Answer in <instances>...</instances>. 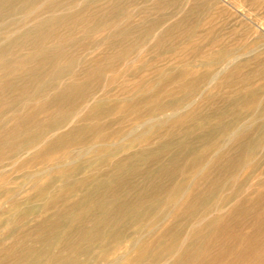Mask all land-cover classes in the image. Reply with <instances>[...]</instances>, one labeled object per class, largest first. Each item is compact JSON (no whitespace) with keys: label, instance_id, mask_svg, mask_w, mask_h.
Instances as JSON below:
<instances>
[{"label":"rangeland","instance_id":"1","mask_svg":"<svg viewBox=\"0 0 264 264\" xmlns=\"http://www.w3.org/2000/svg\"><path fill=\"white\" fill-rule=\"evenodd\" d=\"M150 1L34 0L27 10L9 15L7 13L0 18V44L9 47L0 53V143L12 137L16 131H27L28 134L37 130L33 128H46L43 123L60 114L61 110L54 103H49L45 110L41 109L43 102L47 103L49 95H52L51 89H44L43 94L35 93L37 85L48 81L52 69L46 68L44 64L47 62L46 56L55 47L60 48L61 55L49 60L60 64V61L70 60L65 65L71 71L61 74L57 82L59 86L62 88L69 83L88 85L84 94L75 97L70 105L69 102L66 104L67 109L72 108L75 113H72L69 125L49 132L36 141L33 147L20 150L16 156L0 155V264H25L22 257L30 253H37L34 261L38 264L46 261L47 257L49 261L66 257L79 264H136L137 257H133L135 249L141 244L150 243L153 235H163L177 225L180 233L174 237L176 253L164 256L156 264H264L263 77H259L261 80L255 79V85L250 86V89H254L252 97L231 99L225 106H213L214 109L218 108V117L212 119L213 124L221 119L232 124L225 131V139L220 143L221 149L229 146L228 138L240 132L247 133L259 142L256 146L252 140L247 142L254 152L244 155L238 169L222 165L234 154L230 149L233 143L227 149H230V156L226 158H222L223 150L219 147L207 155L202 154V150V153L194 155L189 151L178 158V166L176 161L165 169L167 172L162 189L151 191L152 186L143 181V176L153 168L163 167L167 159L162 156L156 160L149 156L143 162H133L136 175L132 177L130 174L125 180L128 186L121 191V203L127 211L151 213L128 223L122 234L112 240L105 251L100 242L89 241L87 246L91 250L90 257L81 252H70L65 245L64 238L69 234L71 226L61 223L58 215L59 211L78 199L80 188L76 184L83 180L97 179L103 171L118 167L119 162L127 156L141 154L143 157L146 153L158 150L161 135L163 138L179 140L182 133L173 125L174 121L171 123L174 120L172 117L178 115V118L190 110H196L207 94L214 92L199 76L209 71L225 73L227 67L234 64L236 57L240 58L236 63L241 62L245 66L241 74L257 66L263 67L264 71V0H180L176 10L165 13L151 9L148 11L146 8ZM53 4L59 6L53 7ZM184 12L196 18L193 22H186L184 27L192 28V43L187 46L183 41L184 36H176L180 30L170 33L171 37L167 41H158V37L167 32V24ZM5 20L11 23L7 28ZM45 20L52 24L49 27L41 26ZM162 21L166 24H162ZM25 31H39L42 34L43 40L37 48L30 44L18 47L7 38V33L20 35ZM117 31L135 35L128 52V49L123 53L122 49L111 48ZM187 32L189 34V30ZM207 34L215 36L218 43H200L201 37ZM143 39L146 40L145 44L140 43ZM248 46L250 50H246ZM174 47L176 50L171 52ZM220 51L227 54L220 65H213L210 63L211 57ZM117 55H120V59L116 58ZM154 55L162 56L156 58ZM256 57L257 61H253ZM224 64H228L226 68H223ZM158 68H172L182 75L177 78L172 73L175 78L160 82L155 75ZM158 82L160 85L154 91ZM177 84L191 85L185 91L198 86L200 96L176 113L166 111L155 117L134 119L133 114L142 104L143 98L149 100L159 93L165 96V101H172L181 96L182 93L174 89ZM233 87L235 85L228 82L223 90L228 92ZM222 92L216 91L215 95H221ZM42 98L47 100L42 102ZM249 107H252L251 111ZM254 108L259 111L256 115L251 113ZM89 110L94 112L91 118L90 115L85 117L91 114ZM152 119H162L168 121V124L160 130L151 128L154 122H147ZM254 119L257 120L255 124ZM91 121L103 127L99 132L108 145L105 150L118 149V152L102 166L98 157L92 158L93 153L86 151L80 157L82 160H75V164L81 167L72 176V185L61 187L63 190L59 192L50 189V186L47 193L44 191L45 195L42 194L46 197L40 199L35 187H43L49 181L57 187L65 185L56 173L70 167L74 160L73 154L81 149L77 142H69L62 148H50L54 135ZM132 129L137 134L146 132V136L132 144L129 137ZM114 130L122 132L119 138L111 136ZM172 149V146H164L162 153L170 156ZM195 160L196 165L192 166L190 163ZM214 162H218V168L226 169L212 168ZM36 174H41L37 179L39 185L28 181ZM175 186L177 197L168 200ZM110 200L109 195L104 198L105 202ZM190 201L195 216L188 219L183 213ZM204 201L211 202L212 206L202 208ZM15 204L17 208L11 212ZM120 210L114 207L109 210L114 212L118 227L126 222V212ZM75 213L72 217L81 216L80 212ZM158 215V221L152 223L153 216L156 218ZM41 221L48 227L41 229ZM211 223L214 224V230L208 231L212 227ZM84 225L89 227L90 219ZM53 234L61 238L48 244ZM130 258L132 261L126 262Z\"/></svg>","mask_w":264,"mask_h":264},{"label":"bare ground","instance_id":"2","mask_svg":"<svg viewBox=\"0 0 264 264\" xmlns=\"http://www.w3.org/2000/svg\"><path fill=\"white\" fill-rule=\"evenodd\" d=\"M179 2L180 0H151L149 3V6L146 9L148 11L151 9L152 11L154 10L155 12H164V13L171 12L177 9V7L180 5ZM33 3H34V0H0V18L5 17L7 13L9 15V13L14 14V12L16 11L19 12V11L27 10V8L29 6H32ZM53 5H54L53 7L59 6V4H53ZM195 19L196 18H194V16L192 17L190 13L184 12L183 15L175 19L172 23L167 24V27L169 26L167 32L163 33V35H160L158 37L159 40L158 39L157 40L160 42L167 41L171 37L169 36L170 33H173L176 30H180L178 32V35L176 36L179 38L184 36V40H183L184 44L188 46V44L192 43L193 41L194 32L192 31V28H184L186 26L185 23L189 21L193 22L195 21ZM5 21L7 24L5 23L6 25L5 24L4 25L7 28V26L9 27L10 26L9 24L11 23L7 20ZM49 24L51 25L52 22H49V20L47 21L45 20L40 25L44 27H49ZM154 24L157 25V22L154 21ZM162 24H166V22L162 21ZM187 30H189V34ZM6 33L7 32H5L3 35H5ZM125 33L126 32H120V31L116 32V36L115 38H113L114 41L111 45L112 49L114 48L116 50L122 49L123 53H125L124 50L126 49H128L126 50L127 52L130 50L129 48H131L132 42L133 40H135V35L133 33L129 34L131 32L126 33V34ZM7 35H8L7 38L10 39L12 43L14 42V45H17L18 47H20V45L27 47V45L30 44V45H34L35 46L34 48H37V45L39 46L43 40V36L42 34H40L39 31H31V32L25 31V32H22V34L20 35L14 34V33L9 35L7 33ZM173 39L175 38L173 37ZM145 42L146 40L143 39L140 43L145 44ZM210 42L211 44L218 43V40L216 39L215 36H212L211 34H207L206 37L203 36L200 39V43L205 44V45H209ZM7 47L0 44V48H1L0 53H4L5 50H7ZM239 49L241 48H238V50ZM175 50L176 48L174 47V49H171V52ZM246 50H250V47L248 46ZM231 51H233V49ZM226 54L227 52L220 51L218 55L211 57L210 63H212L213 65H220L223 62V57L226 56ZM59 55H61V50L59 47H55L54 50L49 54V56L48 57L46 56L47 62L44 64V66L46 68L52 69L51 74L49 75L47 79L48 81L46 83L37 85L35 93L43 94L44 89L46 88L51 89L53 93L52 95L51 94L49 95L48 97L49 100L47 101V103L43 102L47 99L44 100V98H42L43 106L41 109L45 110L46 107H48L49 103H54L56 104V106H58V109L61 110L60 114L55 116L53 119H49L45 121L43 124H45L46 128H40V126L37 128H33L37 130H33V133H28L29 135L26 134L27 131L24 133H22V131H16L14 132L15 134L14 133L12 134V137L2 140V142L0 143V155L4 157H8V156L12 157V155L16 156L17 153L20 152V150H23L24 148H27V147H33L34 144H36V141H38L41 137L48 134L49 132H52L58 128H61L63 125H66L70 122L73 109L71 108L68 110L67 109L68 106H66V104L69 102V105H70V103L73 102L75 97H78L84 94L85 88L88 85L87 83H82V84L81 83L80 84L69 83L68 85L62 88L61 86H59L57 82L61 74L64 72L69 73L71 71L70 68L65 65V63L69 62L70 60L60 61L61 64L58 62L54 63L51 60H49V59L58 57ZM161 56L154 55V57L156 58L161 57ZM116 58L120 59V55H117ZM239 59H240L239 57H236L234 59V64L232 63V65H229L228 67H227L228 64L227 65L224 64L225 66L223 68L227 67V69H226V72L223 74L221 73L218 74L217 73L218 71L217 72L209 71V72H204L201 76H199L201 79H203V81H205V84H207V86L211 88L214 92L207 94V96L204 98V100L200 104V107H198L196 110L195 109L190 110L186 112V114L179 116L178 118H177L178 115L176 116V118L172 117L174 118V120H172L171 123L174 121L173 125L175 127H178V129H180L182 133V136L181 138H179V140L166 138V137L163 138L161 135L160 136L161 140L158 141V144H159V146L157 147L158 150L152 151L150 153H146L143 157H141V154L127 156L119 162L120 165L118 167L111 169V170L108 169L106 171H103L101 175L98 176L97 179L95 178L92 180L90 178L91 180L89 181L83 180L80 183L76 184V185H79V188H80L78 199L70 203L68 206L64 207L61 211H59V215H58L61 223L62 222L63 224L67 223L71 226V230L69 234L67 235V237L64 238L65 245L67 246L68 250H70V252H73V253L81 252L86 257H90L91 250L87 246L89 241H95L98 243L100 242L101 246H103L102 250L105 251L104 249L108 245L111 244L112 240H116V238H118L122 234L124 227H126L128 223L134 220L137 221V219L144 217L147 213L148 214L151 213V211L146 212L142 210L140 211L138 210L136 212H131L129 210L127 211L124 208V204L121 203V199H120L122 198L120 196L121 191L124 187L128 186L127 184H125V180L130 174L132 177L136 175L134 164H132L133 162H136V161L143 162L144 159L149 156L154 157V159L156 160L162 158V156H164L167 159L166 162L162 164L163 167L153 168L152 170L147 171L143 176V181H145L148 185L152 186L151 191H158V190H161L163 187V178H164L165 173L167 172L165 171V169L173 165L176 161H177V166H178L179 164L178 158L182 157L183 153L191 151L193 152L192 155H194L195 153L198 154V153H202L203 151L202 154L205 153L207 155L208 153H211L212 151H214L215 147L216 148L219 147L221 149L220 143L221 141H224L225 139L224 138L225 131L227 130V128L231 127L232 124H230L229 122L225 123L223 119L216 121L213 124L212 121L218 117V108L216 107L218 105L225 106V104L227 102H230L231 99L236 100L240 97H249V98L252 97L254 89H250V86L255 85L253 84L254 82H257L255 79L261 80L259 79V77L264 78V71L262 70L263 67H260V66H257V68L254 70H249V71H246L244 74H241V72L244 71L245 66L241 62L236 63L239 61ZM256 59L257 57L253 58L252 60L257 61ZM246 66H248V64ZM172 73L177 78H179L182 75L181 72L175 69H172V68H169L167 70L158 68L155 70V75L158 81L160 82L165 81L167 79L175 78L174 76H172ZM189 74L191 77H194L193 74L192 75L191 73ZM167 75H170V77L167 78L166 77ZM160 82L156 83V85L154 86V91L158 89ZM228 82L235 85V87L231 89L229 88L230 90L226 88L228 90L227 92L226 90L225 91L223 90V86ZM187 86H191V85L182 84L180 86L179 84H177L176 86H174L175 91L178 93H182V95L179 97L173 98L172 101H165L164 100L165 96L159 93L154 94L153 97L149 100H147V98H143L142 104L139 106V108H137L136 113L133 114L134 119L140 120V119H143V117H155L166 111H172L176 113L178 111L183 110L185 108V105L187 106L188 103H190L194 98H196L199 95L198 86H193L192 88H188L189 89L188 91H185L187 90ZM241 87L242 89H240ZM222 90L224 92H222ZM216 91L222 92V94L215 95ZM213 106H216L215 109L213 108ZM252 107H249L250 111ZM92 111L89 110L88 112L91 114H86L85 117H88V115H90V118H91V115L94 114V112ZM258 112L259 111L256 108H254L251 113L256 115ZM150 122H154V125H151V128H157L158 130L163 129L164 128L163 126L168 124V121H165L162 119L160 120L152 119V120H149L147 123H150ZM255 123H257V120L254 119L253 124ZM102 129H103L102 126H100L99 124L95 122H92V123H86L82 125L78 124V126L75 125L71 127L65 133L54 135L51 141L50 148H58V147L62 148V147L67 146V143L69 142L70 144L72 142H77L81 149L76 154H73L72 159L74 160L71 163L72 165L70 167L60 170L56 173L58 177L64 181L63 184L65 185H60L59 187H57L54 185V183H52V181H49L47 185L43 187L42 186L35 187L36 190L39 192L40 199L41 197L42 199L46 197L44 196L45 195L44 191H46L48 187L51 186L50 189H57V191L59 192L60 190H63V188L61 187H65L66 185H69L71 184V182L74 181V179L72 180V176L75 173H78L81 167L75 163L77 161V158L81 159L80 157L86 151H91L93 153L92 158L98 157V160L100 161V165L102 166L106 164L108 158L114 157L115 153L118 152V149L111 150V151L105 150L106 148H108V145L105 144V137L100 135L99 131H101ZM129 133H130L129 137H131L130 143L132 144L138 142V140L143 138V136H146L145 135L146 132L137 134V133H134V129H132ZM121 134L122 132H119L116 130L111 131V136L113 138H119ZM250 140H252V143L254 142L253 145L259 144V142L256 141V139L253 140L252 136H249L247 133H244V132L237 133L233 137H230V139L228 138L227 142H229V146L231 143H233V145L230 146V149L234 151V154L231 155V157H229L226 160V162H223L222 165H225L227 168L230 166H233L234 169H238L240 162L243 160L244 155H247L248 153H250V151H252V153L254 152V149L251 150V148L249 147V143H247V142H250ZM90 142H94V143L91 145L89 144ZM164 146L173 147V149L169 152L170 156H167L166 154L162 153V147ZM228 147H226V149L222 147L221 149L223 150L222 158H226V156H230L228 155V152L230 151V149L227 151ZM224 151L226 154L224 153ZM256 151L257 150L255 149V152ZM196 161L197 160L192 161L190 164L192 166H195ZM49 163H51V161ZM211 167L214 169H219V170L226 169L225 167L218 168L219 167L218 162L217 164L216 162H214ZM179 170H181V168H179ZM40 175L41 174H36L35 176L30 177L28 181L35 182V184L39 185L38 184L39 181H37V179L38 177H41ZM212 183L213 182H211V184ZM176 188L177 186L173 187L172 193L168 196V200H173L177 197V195L175 194ZM107 195H109L111 199L109 202L104 201V198ZM189 203H188L189 205L188 206L186 205V207L184 208L185 211L183 213V216L186 215L185 217L188 219L193 218L195 216V210H193L191 207L192 205L191 201ZM210 203L211 202L204 201L202 208L204 207L210 208L212 206V204ZM53 207H55V205ZM112 207H114L115 209L121 208L122 211L125 210L126 222H124V225L119 226V227L117 226L115 222V215L113 214L114 212L112 213L109 212V210L112 209ZM16 208H17V204L12 206L11 212H13ZM75 212H80L81 216L72 217L74 214H77ZM87 219H90L92 227L91 225L89 227H86L84 225ZM158 219H159V215L156 216V218L155 216H153L152 223H156ZM39 223L42 224V226L40 227L41 229L48 227V225L45 224L44 221H41ZM211 225L212 227H210L208 231L214 230V224L211 223ZM177 226L171 227L163 235H160V236L153 235L150 243L141 244L139 248L135 249L134 250L135 255L133 257H137L136 264H156L164 256L175 254L177 251V247L174 244V241H175L174 237L178 236L180 233ZM60 238L61 236L57 234H53L51 238H49L48 244L51 242L53 243L57 239H60ZM36 256H38L37 253H33V254L30 253V254H24L22 258L25 260V264H38L39 262L37 263L36 261H34V259H36ZM49 259L50 258L47 257L46 261L44 260V262H41V263L42 264H79V262H77L76 260H75L76 262H74L72 260H68L69 258H66V257L57 259L55 261H49ZM130 261H132L131 258L129 260H126V262H130Z\"/></svg>","mask_w":264,"mask_h":264}]
</instances>
